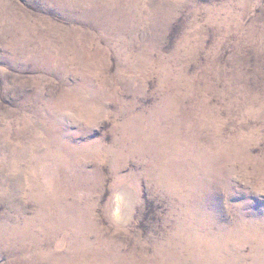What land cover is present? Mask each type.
<instances>
[{
  "label": "rangeland",
  "instance_id": "obj_1",
  "mask_svg": "<svg viewBox=\"0 0 264 264\" xmlns=\"http://www.w3.org/2000/svg\"><path fill=\"white\" fill-rule=\"evenodd\" d=\"M0 264H264V0H0Z\"/></svg>",
  "mask_w": 264,
  "mask_h": 264
}]
</instances>
